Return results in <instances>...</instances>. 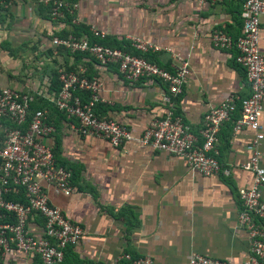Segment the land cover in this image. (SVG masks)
<instances>
[{"label": "crops", "instance_id": "1", "mask_svg": "<svg viewBox=\"0 0 264 264\" xmlns=\"http://www.w3.org/2000/svg\"><path fill=\"white\" fill-rule=\"evenodd\" d=\"M46 1L13 0L0 10V86L40 99L54 129L46 142L55 163L71 171V195L46 190L49 202L84 232L75 246L66 249L65 264L109 262L123 253L147 256L151 264H185L192 255L240 264L249 250L246 233L236 223L237 191L249 186L251 175L238 166L249 155L246 146L252 133L248 129L233 133L232 121L220 127L216 160L230 174L215 178L191 173L181 159L134 141L112 147L79 137L69 127L73 121L51 104L52 73L59 67L82 68L87 76H96L105 101L97 112L125 125L133 137L163 114L165 85L147 79L129 83L114 66L100 67L89 57L50 43L52 33L82 34L93 25L106 33L108 42L128 44L126 36H136L187 56L189 71L172 101L175 113L197 134L209 107L228 94L240 98L248 93L244 73L233 61L234 51L217 49L208 38L213 30L231 38L239 34L240 1L61 0L75 5L63 21L50 19ZM259 30L258 50L264 59V14ZM144 56L165 69L175 64L168 52ZM258 122L263 135L258 162L264 169V100ZM261 196L264 199V189ZM0 264L38 262L12 250L0 257Z\"/></svg>", "mask_w": 264, "mask_h": 264}, {"label": "built area", "instance_id": "2", "mask_svg": "<svg viewBox=\"0 0 264 264\" xmlns=\"http://www.w3.org/2000/svg\"><path fill=\"white\" fill-rule=\"evenodd\" d=\"M13 0H0V10L7 9ZM206 0H198L203 3ZM240 1V32L231 38L221 30H213L208 38L217 49L234 51L233 61L245 76L248 93L244 97L228 94L217 105L204 113L197 134L191 132L180 115L175 113L173 98L182 91L189 71L187 56L182 57L161 48L147 39L126 36L128 46L139 55L96 42L87 35L67 32L59 37L51 34L50 43L93 59L100 67L114 66L118 74L129 83L139 79L153 80L165 85L161 102L163 114L147 123L138 137L127 127L97 112L105 104L99 93L101 82L96 76H87L82 68L56 70L59 88L51 100L55 110L65 119L79 137L105 141L112 147L134 141L142 146L181 159L191 173L206 178L227 177L230 169L216 160V144L220 127L232 121L233 133L248 129L252 136L246 149L247 159L238 167L251 175L248 187L238 189L240 203L236 223L246 233L249 254L240 264H264V169L259 165V116L264 100V59L258 50L260 18L264 14V0ZM46 2H49L47 0ZM75 5L51 0L48 15L51 20L63 21ZM89 34L102 40L106 33L90 25ZM164 51L173 64L165 69L142 55ZM32 96L27 91L0 86V257L10 251L36 257L40 264H61L64 251L75 246L84 235L82 228L64 216L48 200L46 190L53 189L64 197L74 192L71 171L57 165L47 140L54 129L47 123L45 112L37 109L29 113ZM237 114L233 119L232 116ZM10 125L9 126H7ZM20 197L22 200H13ZM151 264L147 256L131 257L123 253L109 262L89 264ZM84 264V263H80ZM185 264H229L225 260L202 255L190 256Z\"/></svg>", "mask_w": 264, "mask_h": 264}, {"label": "trees", "instance_id": "3", "mask_svg": "<svg viewBox=\"0 0 264 264\" xmlns=\"http://www.w3.org/2000/svg\"><path fill=\"white\" fill-rule=\"evenodd\" d=\"M50 5H51V0H49L48 4L46 5L47 6V9H48V12H49V8H50ZM2 11V10H1ZM68 18L69 19V15L67 13H65V19ZM67 32H70L72 34H75V35H81L80 32H77L76 30H71V31H67ZM67 32L63 31L61 32V34L59 35L58 33L57 34H54V35H57L59 37L65 35ZM84 33L82 34H85L87 35L88 37V40L90 43L92 42H96L98 44H101V45H105V46H109V47H113V48H118V49H122L126 52H129L131 54H134V55H139L137 52L131 50L128 46L127 43L125 42H118V41H111V42H108L107 39H103V40H98L96 38H93L92 36H90V34L88 33V31H84ZM75 55H80V57H87L86 55H82V54H79V53H74ZM143 58H145L144 55H142ZM146 60H148L147 58H145ZM149 61V60H148ZM73 68H70V69H67L66 70H72ZM52 78H53V83H54V87H53V94L55 95L58 91V88H59V84H58V81H57V74L55 72L52 73ZM32 96V95H31ZM40 99H38L37 97H34L32 96V101L29 105V113H32L33 111L37 110V109H40L42 110V103L39 101ZM53 107V106H52ZM54 108V107H53ZM55 109V108H54ZM7 126L10 127V125L7 124ZM11 199L13 200H22L20 197H11ZM66 251V250H65ZM65 251H64V257H63V261L61 264H65V259H66V254H65ZM35 259L37 260L38 264H40V262L38 261V259L35 257ZM126 263V262H125ZM128 264V263H126Z\"/></svg>", "mask_w": 264, "mask_h": 264}]
</instances>
